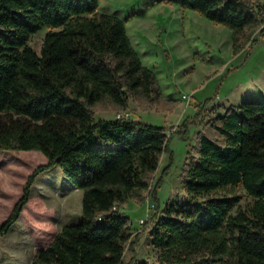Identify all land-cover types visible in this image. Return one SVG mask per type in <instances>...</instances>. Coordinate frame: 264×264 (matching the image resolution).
I'll list each match as a JSON object with an SVG mask.
<instances>
[{"label": "trees", "instance_id": "trees-1", "mask_svg": "<svg viewBox=\"0 0 264 264\" xmlns=\"http://www.w3.org/2000/svg\"><path fill=\"white\" fill-rule=\"evenodd\" d=\"M164 1L229 28L234 56L255 41L264 21V0ZM97 8L98 0H0V152L33 149L47 158L0 221V236L18 220L46 168L58 165L82 191L80 220L63 224L30 264H123L126 246L133 248L138 235L131 239L130 219L120 206L129 199L144 202L151 187L155 198L166 171L154 180L168 151L164 126L95 117L102 101L125 111L130 95L152 103L161 97L125 22ZM45 26L37 52L29 40ZM194 153L183 180L187 199L199 204V221L174 204L160 216L155 202L139 229L153 223L156 264H264V101L243 100L211 117ZM235 188L251 201L232 214ZM201 251L209 257L197 259Z\"/></svg>", "mask_w": 264, "mask_h": 264}, {"label": "rangeland", "instance_id": "rangeland-1", "mask_svg": "<svg viewBox=\"0 0 264 264\" xmlns=\"http://www.w3.org/2000/svg\"><path fill=\"white\" fill-rule=\"evenodd\" d=\"M97 10L125 22L131 43L142 63L156 75L161 91L155 103L130 95L125 111L108 101L95 106L96 118L124 115L164 126L169 136L168 151L162 154L154 174L155 180L166 167L155 198L151 187L144 202L129 199L120 206L129 216L131 239L138 235L133 248L126 246L123 264H156L160 249L151 242L153 223L146 230L139 229L153 212L155 202L160 216L174 204L176 210L192 214L190 220L199 221V204L188 200L184 191L183 170L196 160V137L211 117L243 100L264 101V39L258 27L251 37L255 41L234 56L230 29L196 10L164 0H98ZM48 29L41 28L29 40L37 52ZM46 163L39 150L0 152V221L21 196L31 172ZM233 195L238 196L231 210L235 214L245 209L251 198L239 188ZM81 197L82 191L69 182L58 165L41 171L20 217L0 236V264H30L36 251L45 247L63 224L80 220ZM195 257L209 255L201 251Z\"/></svg>", "mask_w": 264, "mask_h": 264}, {"label": "built area", "instance_id": "built-area-1", "mask_svg": "<svg viewBox=\"0 0 264 264\" xmlns=\"http://www.w3.org/2000/svg\"><path fill=\"white\" fill-rule=\"evenodd\" d=\"M258 27H259V31L262 35V38L264 39V21H262ZM184 97L187 98L188 96L184 95ZM118 117H124V115H118ZM141 221H143V220H141Z\"/></svg>", "mask_w": 264, "mask_h": 264}, {"label": "crops", "instance_id": "crops-1", "mask_svg": "<svg viewBox=\"0 0 264 264\" xmlns=\"http://www.w3.org/2000/svg\"><path fill=\"white\" fill-rule=\"evenodd\" d=\"M125 204V203H124ZM123 211V209H121ZM124 212V211H123Z\"/></svg>", "mask_w": 264, "mask_h": 264}, {"label": "bare ground", "instance_id": "bare-ground-1", "mask_svg": "<svg viewBox=\"0 0 264 264\" xmlns=\"http://www.w3.org/2000/svg\"><path fill=\"white\" fill-rule=\"evenodd\" d=\"M205 18V17H204ZM209 21V20H208ZM227 31V30H226Z\"/></svg>", "mask_w": 264, "mask_h": 264}]
</instances>
